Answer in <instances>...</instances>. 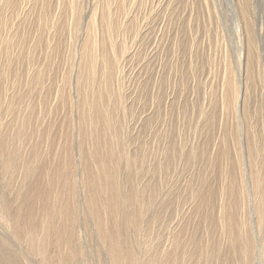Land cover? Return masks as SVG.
I'll return each mask as SVG.
<instances>
[{
  "label": "bare ground",
  "instance_id": "obj_1",
  "mask_svg": "<svg viewBox=\"0 0 264 264\" xmlns=\"http://www.w3.org/2000/svg\"><path fill=\"white\" fill-rule=\"evenodd\" d=\"M52 1L53 3H57V4L67 3V8H66L67 10L65 9L62 12L60 10H55L54 5H52L53 4ZM127 1L128 0H94L92 4L93 6L91 7L89 12L88 22L86 23L87 25L85 28V35L81 34L84 35V37H82L83 40L82 43L80 44L81 45L79 51L80 54L78 53L79 57L77 63L74 62V64H76L75 73L74 75H72L73 73H71L70 75L68 74L69 77L67 78V81H69L68 85L71 84V80L73 81L75 94L72 95V93H70L71 91L70 92L66 91L65 85L67 81L62 82V85H58L55 91L56 93L53 92L55 96H59V95L63 96V100H66V103L69 102V109H70V104L73 107L72 108L73 118H70V122H68V128H70V132L68 131V133L72 134V128H73L74 131L73 134L76 136L75 145L74 143L72 144V141L69 140V134H68L66 135V139L62 145L60 146L56 145L55 149L49 147V146L53 147L52 143H54V140L50 137V134H47L43 137L45 130L41 129L39 125H36L35 126L36 131H31V133L35 132V136H34L35 143L32 145L31 155L29 157L27 156L24 159H22L20 165H17L16 156H18V154L16 155L17 151L14 145L15 140L12 136L0 131L1 172L6 173L9 170L12 171L17 170L20 175V180H19L20 182L17 186L16 193L11 199L4 200L1 197L3 196V194L0 192V223L2 229L5 231L6 235L11 239L15 238L18 239L19 241H23L24 244H26V248H27L26 250H28L30 253H33L37 257V260L39 262L38 264H74V260L78 257H80L83 260L86 256L84 257L85 255L84 250L81 247H79L81 243L80 245H78L79 241L76 242L74 244V245L77 244L76 248L72 246L73 245L72 243L76 241L75 230L78 224L76 218L77 217L76 211L78 209L76 204V197L78 195L80 197V205L78 206L80 209L81 218L85 222V224H87V222L91 224L92 231L91 230L90 231L91 233L93 232L94 236L97 239L98 244L102 247L103 253L106 257L107 264H202L201 263L202 260L200 259L201 255L207 253L208 255H210L209 253L210 251H211V255L209 256V258H207L206 256L207 259L203 261V264H254V258L256 257H255V245L253 241V234L251 233L252 227H249V221H247L242 215H239L240 212H238L239 207L242 205V199L243 200L246 199L247 196L245 195L247 193V190L249 191V189L253 201V208L250 209L253 210V212L261 213L262 207L264 205L262 203V199H264V197L262 198V194L260 192L262 186L261 179L263 178L259 177L260 170L258 169L259 164L257 163V159H256L257 158L256 144H255L256 137L251 133L247 135L246 143H245V147L247 148V157L249 159V163H248L249 170L246 169L247 167L242 166L239 159H237L236 162L237 167L234 169L233 168L231 169L230 167L228 168L225 166V164L222 163V165H224V167L226 168V171L224 172L223 175L224 185L221 187L220 192L217 194L218 199L216 200L218 201L216 227L219 229V233H220V238H219L220 242H218V245L215 246V248H213V245L209 248V245L212 240L211 239L212 236H211V231L210 229H208L207 226H206L207 229L204 227L206 234H204V237H201L202 236L201 235L199 239H197L199 235L198 236L195 235L194 237L193 235L186 237L185 229L183 228L184 226L181 227L179 226L180 228L178 232H176V229L174 228L175 226L173 227L169 226V232L166 242L167 244L163 245V247L159 246L161 242H159L158 244V239L162 234L160 235L159 233L160 231L156 227V222L158 218H160L159 217L160 215L154 213L150 215L149 218L146 219V214L150 206L154 202V197H155L154 190H156L155 185L153 184L152 180L148 181L146 179L147 182L137 181L138 179L137 157L134 153L129 152L130 150L126 149L125 147L126 139L125 141L123 140L124 127L122 128V126L120 125L121 114H119V109L126 104V103L125 104L122 103L124 92L122 93L123 90L121 91L120 89L122 84L119 83V76H121L120 73L122 69L120 63H121V57H123L124 54L127 52V43L124 41L122 44H120L118 39L116 38V34H118L119 31H121L122 27L124 26V25L122 26V21L124 20H122L121 17L127 14L128 12L127 11L128 7H126ZM206 1L207 0H204V4L206 3ZM28 2H31L32 5L33 3L38 5L37 6L38 11L36 10L37 16L35 15V17H37V20L39 21L37 27L38 29L37 28H36L37 30H35V28L33 29V32L34 30L36 31V33L34 32L36 36L33 47L35 46L43 50V57H44L43 62L44 61L47 62V60L50 61V58L55 53L56 54L58 53L59 48L62 46L61 43L64 42L63 39L64 37H66L64 36L65 29L67 28L66 26H71L70 24H72L73 22V24L75 23V25L72 27V30L78 28L77 27L79 25L78 20L80 19L79 13H81L82 12L81 10L83 9L80 8L79 0H0L1 3L0 5V107H1V99H3L2 96L3 91L1 90V86L4 88L3 81L7 80L6 79L7 68L2 66L5 65V63L2 64L1 59L3 57L9 56V50L11 49L10 46L14 42L18 33L17 31H13V30L18 23L19 17L28 16L30 13L31 14L33 13L32 10L34 9V5L32 7L33 9L29 7L26 8L25 6ZM170 2H172V0H170ZM229 2H230V7L232 8L231 11H233V19L236 29V40L234 42L235 58L232 57L233 54L231 55L230 53L231 50L229 51L228 49L229 46L226 45L225 49L223 48L224 50L221 48L223 50L221 56L223 70L220 81L218 101H219V106L221 107V111L223 113L228 112L233 114L232 116L234 115L241 117L244 116L248 118L249 113L247 106V101H248L247 95L250 90V85L254 78L253 72L257 70L258 71L257 76L260 77L261 75V69H262L261 57L257 49L258 46L256 47V42H255L254 23L251 16L252 6L250 0H229ZM132 5L134 4H131L130 6L133 7ZM197 14L195 15L196 18H198ZM68 17H69V21H68ZM127 21L128 20H126V23H128ZM35 24L37 23H34L33 25ZM27 26L29 27L30 25L28 24ZM19 27L17 28L19 29ZM76 30L78 31V29ZM29 31L31 32L32 29ZM124 31H122L123 34L126 32ZM21 32L23 31H20V33ZM67 34L66 35L69 38L70 34L69 33ZM26 35L27 34H25L24 37H26ZM30 35L31 33L29 34V36ZM81 35L80 36L78 35V37L80 38ZM22 46L23 44H21V47ZM193 46L194 45L192 43L189 46L190 55H189L188 66L191 68L189 73H191V70L193 71L194 69L199 68L201 65L197 57L193 55V53L195 52L193 50ZM27 47L29 48V46ZM28 48L25 51H30L31 53V50H28ZM34 52H36V50ZM33 53H31L32 56ZM18 55H19V51H18ZM76 56H74V59ZM54 57H56V55ZM206 60L208 61V59ZM6 62L7 65L8 62L11 61L7 60ZM27 62H29V60H27ZM31 62L32 61H30V64ZM45 62L44 64H46ZM31 65L33 66V64ZM38 66L39 67H36L33 71L31 70L32 72H30V68H29L28 70L29 72L25 76L26 83L36 84L39 86L44 85L45 65L39 64ZM10 67L12 68V66ZM46 70H48V68ZM67 70H69V68ZM69 71H71V69ZM176 71L178 72V70ZM49 73L51 74V72ZM181 76L182 75H180V77ZM48 77H50V75ZM70 88H71L70 90H72L73 86ZM31 92L28 94H31ZM158 92H160V89L158 90ZM18 93L13 92V95L10 97L9 101L6 102L8 106H10V103L12 102V98L21 95L20 92ZM207 93L208 92H206V94ZM4 98H6V95ZM205 98L208 97L205 96ZM192 105L193 108L194 103H192ZM197 109H198L197 111L198 116H196L197 117L196 125L199 124V126L202 128L205 124H208L211 121V114H210L211 112L209 111H212V109L209 110V106H205V104H202V106ZM124 110L122 112H125ZM127 113L129 114L130 112ZM149 114L151 118V113L149 112ZM153 114L155 115L156 113L153 112ZM154 115L152 116L153 118ZM30 116L21 118L18 127L20 133L25 134L26 130L28 129V126H30V121L32 119ZM121 116L123 117V114ZM183 117H185V115ZM72 120L75 121L73 124H72ZM122 122L124 124V121ZM160 122L162 123V121ZM42 123L43 122H41V124ZM218 123L220 124V122ZM3 124L5 123L2 122L0 123V129L2 127L1 125ZM191 127L193 128L194 126ZM240 129L238 131H240ZM195 138L197 139V136ZM191 139L195 140L193 138H190V140ZM160 141L162 142V140ZM39 144H46V145H44V148L41 147L40 149ZM178 144L179 143H177V145ZM184 144L182 145L183 146L182 148H184ZM199 147L198 145L194 147L191 146V148L188 150L189 152L185 156H188V158L193 159V157H195L199 153V150L201 148ZM169 148L170 147L166 145V147L160 149L161 151L158 155L162 154L161 155L162 159H160V156L158 157L159 159L156 160L157 166H155V168L158 167L162 169L166 167V161H168L167 159H168ZM182 150L180 149V152H182ZM206 150L208 149L206 148L205 151ZM58 151L61 155L58 154ZM201 152H203V150ZM144 166L146 165L144 164ZM207 166L209 167V165ZM144 168L145 170H147L146 167ZM159 180H161V178H159ZM245 181L248 183L247 184L248 187H246ZM183 189L185 190V188ZM212 189H214V187ZM203 190L205 191L203 192ZM162 191H164V188ZM210 191L211 190L208 189L206 190L203 185L201 188H199V190L197 189V191L192 192L193 198L197 200L196 208L199 209L200 213L201 210H208L210 208V199H211L210 196L214 195V192L212 191L210 192ZM182 192L184 194V191ZM160 193L162 192L160 191ZM202 193H204L203 196H198ZM170 194L171 192L167 190L166 194L163 197H165L167 200L169 199L167 197H169ZM157 195L160 197L159 194ZM174 200L176 199L174 198ZM14 203H18V206L21 207V215L17 220H12L13 211L11 208H12V204ZM174 204L175 203H173V205ZM184 204L183 206H185ZM176 205L179 206L178 204ZM173 208L176 207L174 206ZM178 208L180 209V207ZM168 209L169 208H167V210ZM157 210L160 211L161 209H157ZM180 211L178 210V212ZM204 217H205L204 223H206V221H208L209 219L208 215L206 214L204 215ZM256 218L257 217H255V219ZM145 220H147L148 222L146 225L144 223ZM170 222H172V220L171 221L169 220V223ZM177 224L179 225V223ZM126 228L127 229L132 228L133 229L132 239L134 238L136 241L138 242L140 241V245L138 244L140 250L138 252L134 250L133 245H132L133 249L130 247L131 237H129V233L127 232ZM200 232H202V230ZM130 233L132 234V232ZM196 234H198V232ZM88 235H92V234H88ZM8 237L4 239H2V237L0 238V264H24L23 262H21V259L25 258L24 256H22L23 252L22 251L16 252L10 250L9 245L11 244L8 241L9 239ZM184 243H186V245L188 244V246L190 245L194 250L190 251V249L188 250V247L183 248V245H185ZM202 250L207 253L202 254ZM197 252H199L200 256H197ZM98 254L101 255V253ZM100 255L98 257L99 259H100ZM82 263L84 264V261Z\"/></svg>",
  "mask_w": 264,
  "mask_h": 264
},
{
  "label": "rangeland",
  "instance_id": "obj_2",
  "mask_svg": "<svg viewBox=\"0 0 264 264\" xmlns=\"http://www.w3.org/2000/svg\"><path fill=\"white\" fill-rule=\"evenodd\" d=\"M93 2L94 0H79L80 8H83V9L81 10L82 12L79 13L80 19L78 20L79 25L77 24L78 28H75L72 30V27L75 25V23L73 24V22L72 24H70L71 26H66L67 28L65 29V34H64V36L66 37H64L63 39L64 42L61 43L62 46L60 45L61 46L59 48L60 52L58 50V53L57 54L55 53L50 58V61L48 60L47 62L44 61L46 64H44L43 62L44 60L43 50L35 46L33 47L34 42H35V36H36L34 32L36 33L35 30L38 29L37 27H38V21H39L37 20V17H35V15L37 16V11H38L37 6L38 5L33 3L34 5V9H33L32 3L28 2L25 6L26 8L27 7L32 8L33 13L32 14L30 13L29 14L30 16L29 15L21 16L18 19V23L15 27L17 30L14 28L13 31H17L19 34L16 32L17 36L14 40V42L15 41L16 42L15 44L13 42L10 46L11 49L9 50V56H8L10 58L3 57L1 59L2 64L5 63V65H2V66L7 68L6 69V75H7L6 79L7 80L3 81L4 88L1 86V90L3 91L2 93L3 99H1V107H0V121L2 123H5L1 125L2 127L0 131L14 138L15 140L14 145L17 151L16 155L18 154V156H16L17 165H20V162L22 159H24L27 156L29 157L31 155L32 145L35 143L34 142L35 132L31 133V131H36V127H35L36 125H39L41 129L45 130L43 137L47 134H50V137L54 140V143H52L53 147L48 145L49 147L55 149L56 145L57 146L62 145L66 139V135L68 134H69V140L72 141V144L74 143L75 145L76 136L73 134L74 133L73 128H72V134L68 133V131L70 132V128H68V122H70V118H73V109H72L73 107L70 104V109H72L70 110L69 102L66 103V100H63V96L61 95L55 96L54 93H56L55 91L58 85H62V82L67 81V78L69 77L68 74L70 75L71 73H73L72 75H74L75 73L76 64H74V62L77 63V60L80 54L79 52L80 46H81L80 44L82 43V40H83L82 37H84L85 35V28L87 25L86 23L88 22L89 12H90L91 7L93 6L92 5ZM250 2L252 6L251 16H252L253 23H254L255 42H256V47L258 46L257 49L260 53L262 69H261L260 77L257 76L258 75L257 70H256L257 72L252 70L254 71L253 72L254 78L250 85V90L247 95L248 96L247 106H248V113H249L248 118L244 116L242 117L235 116V115L232 116L233 114L228 113V112L223 113L221 111V107L219 106V101H218L220 81H221L222 70H223L221 56H222L223 50L225 49L226 45L229 46L228 49L229 51L231 50L230 53L231 55L233 54L232 57L235 58L234 42L236 40V29L234 25L233 11H231L232 8L230 7L229 0H207L205 4H204V0H172V2H170V0H135V1L128 0L126 2V7H128L127 8L128 12L127 14L121 17L122 20H124V21L121 20L122 26L124 25L125 27L123 26L122 30L120 29L121 30L119 31L120 34L119 33L116 34V38L118 39L120 44H122L124 41L127 43V52L124 54L123 57H121V63H120L122 67L120 75L122 77L119 76V83L122 84V86L120 87L121 91L123 90L122 93L124 92L122 103L123 104L126 103L125 105H123L125 110L123 106L122 108L119 109V114L121 115L123 114V117H124L123 118L120 115V118H121L120 125L122 126V128L124 127L123 140L125 141L126 139L125 141L126 149L130 150L129 152L134 153L137 157V172H138L137 173L138 179L136 178L137 181L147 182V180L148 181L152 180L153 184L155 185L156 190H154L155 191L154 202L150 206L151 209L149 208L150 211L148 210L146 214V219L149 218V216L154 213L160 215V216L158 215L160 217L157 220L158 223L156 222V227L160 231L159 232L160 235L162 234L161 235L162 237L160 236V238L158 239V244L159 242H161V244H159L160 247H163V245L167 244L166 242H167V236L169 232V226H172V227L175 226L174 228L176 229V232L179 231V228L181 226H184L183 228L185 229V234H186L185 236L188 237V236L193 235L194 237L195 235L197 236L199 235L197 239H199L201 235H202L201 237H204V234H206L204 227L206 229L208 227V229H210L211 231V236H212L211 238L212 240L209 245V248L212 245H213V248H215V246L218 245V242H220L219 241L220 233H219V229L216 227L217 211H218V201L216 200L218 199L217 194L220 192L221 187L224 185L223 175H224V172L226 171V168L224 167V165H222V163L225 164L226 167L228 168L230 167L231 169L232 168L234 169L237 167L236 162H237V159H239L242 166L247 167L246 169L249 170V164H248L249 159L247 157V148L245 147L246 137L249 133L255 135L256 137L255 138L256 139V142H255L256 157H257L256 159H257V163L259 164L258 165V169L260 170L259 177L263 178L261 179L262 186H261L260 192L262 194V198L264 197V191H262L264 190V182H263L264 180V176H263L264 175V164H263L264 163V153H262L264 152V135H263L264 134V0H250ZM131 4H134L132 5L133 7L130 6ZM52 5H54L55 10H60L61 12L67 8V3L66 4L65 3H58V4L53 3ZM196 14L198 15V18L195 17ZM132 17L133 18L136 17L137 19L136 18L133 19ZM126 20H128L127 21L128 23H126ZM68 21H69V17H68ZM34 23H37V24L33 25ZM28 24L30 25L29 26L30 28L27 26ZM17 27H19V29ZM34 28L35 30L33 32ZM31 29L32 31L30 32L29 30ZM76 29H78V31ZM20 31H23V32L20 33ZM24 31L27 33H25ZM74 31H77V32H74ZM122 31H124L125 33L123 34ZM28 33L29 34L31 33V35H33L34 38L31 35L29 36ZM67 33L70 34L69 38L67 36L68 35ZM25 34H27L28 36L26 35V37H24ZM81 34H84V35H81ZM78 35L79 36L81 35V37L79 38ZM191 43L194 45L193 50L195 52L194 51L193 52L195 54L193 53V55L197 57L201 65L199 68L194 69L193 71L191 70V73H189L191 69L188 66L189 65V55H190L189 46ZM21 44H23L24 48L25 47L26 48L24 49L23 46L21 47ZM27 46H29V48ZM27 48L28 50H31V53H33L36 50V52L33 53L34 57L30 53V51H25L27 50ZM221 48L222 49L224 48V49L222 50ZM18 51H19V55H18ZM26 53L29 55H27ZM75 53L77 54V56ZM24 55H27V56H24ZM55 55L56 57H54ZM36 56H37V59H36ZM74 56H76L75 57L76 60L74 59ZM5 58L11 61V62H8L9 65L8 64L6 65L7 60ZM32 58L34 61L32 60ZM25 59L29 60V62H27V60ZM206 59H208V61ZM30 61H32L31 64H33V66L30 64ZM39 64L45 65L44 85L39 86L36 84L26 83L25 76L26 74H28L29 68H30V72H32L36 67H39L38 66ZM10 66H12V68ZM47 68L48 70H46ZM68 68L69 70L71 69V71L67 70ZM176 70H178V72ZM47 72L48 73L51 72V74L50 73L48 74ZM49 75L50 77H48ZM180 75L182 76L180 77ZM183 79L184 80L186 79V80L184 81ZM68 82L69 81H67L65 85L66 91H69V92L71 91L70 93L74 95L75 94L74 83L71 80V84L68 85ZM70 85L73 86L72 90H70L71 89L70 87H72ZM159 89H160V92H158ZM13 92H16V93L20 92L21 95L15 98H12V102L10 103V106H8L6 102L9 101L10 97L13 95ZM30 92L31 94H28ZM206 92L208 93L206 94ZM151 93H153L154 95ZM4 94L6 95V98H4L5 97ZM205 96L208 98H205ZM188 99H191V100H188ZM193 99H196V100H193ZM192 103H194L193 108H192L193 106ZM202 104H205V106H209V110L212 109V111H209L211 112L210 113L211 121L208 124H205L201 128L199 124L196 125L197 124L196 116H198L197 108H200ZM208 104H211V105H208ZM122 109L125 112H122L123 111ZM127 112H130V113L128 114ZM149 112L151 113L152 119L150 118ZM153 112L156 114L154 115ZM183 114L185 115V117H183L184 116ZM125 115L127 117L130 115L129 116L130 118L128 117L129 121ZM153 115H154V118L152 117ZM181 115H182V118H181ZM26 116L28 117L30 116L32 119L30 121V126H28V129L26 130L24 134V133L19 132L18 127H19V122L21 118L26 117ZM148 116L150 119L148 118ZM122 121H124V124ZM160 121H162V123ZM41 122L43 123L41 124ZM74 122L75 121L72 120V124ZM218 122H220V124ZM156 124H157V127H156ZM191 126H194L193 127L194 129ZM125 128H126L127 133L125 131ZM190 129L192 132L190 131ZM239 129L240 131H238ZM143 130H145L146 132ZM137 133H138V136H137ZM196 136H197V139L195 138ZM190 138H193L195 140H192V139L190 140ZM160 140H162V142ZM177 143H179L180 145L179 144L177 145ZM198 143L200 144V147L202 149L199 147ZM183 144H184V148H182ZM255 144H254V147H255ZM44 145L46 144H39V148L40 149L41 147L44 148ZM166 145L170 147L168 151L169 153H168V159H167L168 161H166V167L162 169L158 167L155 168V166H157L156 160L159 159L158 157L160 156V159H162L161 158L162 154L158 155L161 151L160 149L166 147ZM197 145L200 148V150H199V153L195 157H193V159L192 158L190 159L188 158V156H185L189 152L188 150L191 148V146L194 147ZM0 146H1V143H0ZM206 148L208 150L205 151ZM25 149H26V152H25ZM180 149L181 150L184 149V150L180 152ZM202 150L203 152H201ZM58 154L61 155L59 151H58ZM203 154H206V155H203ZM144 164L146 166H144ZM207 165H209V167ZM144 167H146L147 170H145ZM0 168H1V163H0ZM159 178H161V180H159ZM19 180H20V175L17 170H14V171L9 170L6 173H2L0 169V190H1L0 192L3 194V196L1 197L4 200L5 199L9 200L14 196L17 190V186L20 182ZM164 180H167V181H164ZM247 184L248 183L246 182V187H248ZM203 185L206 190L208 189L214 192V195L210 196L211 198L210 208L208 210H201V213H200L199 209L196 208L197 200L193 198L192 192L197 191V189L199 190V188H201ZM167 186H168V189H167ZM213 187L214 189H212ZM163 188L165 192L162 191ZM183 188H185V190ZM167 190H169L172 195L170 194L169 197H167L169 199L166 200V198L163 196L166 194ZM160 191L162 193H160ZM182 191H184V194ZM204 191L205 190H203V192ZM157 194H159L161 198ZM203 194L204 193L198 196H203ZM245 196L247 197L245 200L242 199V205L239 207L238 212H240L239 215H242L247 221H249V227H252L251 233L253 234V241L255 245V257H256L254 258V264H264V218H262L264 217V205L262 207L261 213L253 212V210H251L253 208V201H252V196L250 194V189L249 191L247 190V193ZM77 197H76V204H77L78 209L76 211L77 215L76 214L75 215L77 216L76 218H77L78 224L75 230L76 241L72 243L73 244L72 246L76 248L77 244L76 245L74 244L79 241L78 245H80L81 243L82 246L80 245L79 247H81L84 250V254H85L84 257L85 256L86 257L83 260L80 257L76 258L74 260V264H83L82 263L83 261H84V264H107L106 257L103 253L102 247L98 244L97 239L94 236L93 232L91 233L92 231L91 224L89 222H87L88 225L85 224V222L81 218V215H80L81 213H80V209L78 206L80 205V197L78 195ZM174 198L176 200H174ZM182 202H184L185 204ZM156 203L159 207L156 205ZM173 203L175 204L173 205ZM262 203L264 204V199H262ZM176 204H178L179 206H177ZM183 204L185 206H183ZM166 206L167 208H169L168 210ZM174 206L176 208H173ZM170 207H171V210H170ZM178 207H180V209ZM182 207L184 209L186 208L187 209L184 210ZM11 209L13 211L12 220H17L21 215V207L18 206V203H14L12 204ZM157 209H161L160 210L161 212ZM163 209H166V210H163ZM178 210L179 211L181 210V211L178 212ZM170 211H171V214H170ZM206 214L208 215L209 219L208 221H206V223H204V219H205L204 215ZM255 217L257 218L255 219ZM169 220L170 221L172 220L173 225H172V222L169 223ZM175 220L176 221L179 220V221L176 222ZM144 223L146 225L148 223L147 220H145ZM177 223H179V225ZM0 228H1L0 236L2 237V239L8 237L5 231L2 229L1 223H0ZM201 230L202 232H200ZM127 232L129 233V237H131L130 247L132 248V245H133L134 250L138 252L140 250L139 249L140 247L138 246V244L140 245V241L138 242L134 238L132 239L133 237L132 228L127 229ZM130 232H132V234ZM197 232L198 234H196ZM88 234H92L93 236L88 235ZM8 238H9L8 239L9 243L12 245V246L9 245L10 250H13L16 252H19V251L23 252L22 256H24L25 258H22L21 262H23L24 264H38L39 263L37 260V257L33 253H30L28 250H26L27 249L26 244H24L23 241H19L18 239H15V238H12V239L10 237ZM131 241H134L135 243ZM184 244L185 245H183V248L188 247V250L189 249L190 251L194 250L190 245L189 247L188 244L187 245L186 243ZM98 253H101V255ZM204 253H207V252H204L202 250V254ZM209 253L211 255V251ZM99 255H100V259L98 258ZM210 255H208V253L201 255L200 257V259L202 260L201 263L203 264V261L209 258ZM197 256H200L199 252H197Z\"/></svg>",
  "mask_w": 264,
  "mask_h": 264
}]
</instances>
